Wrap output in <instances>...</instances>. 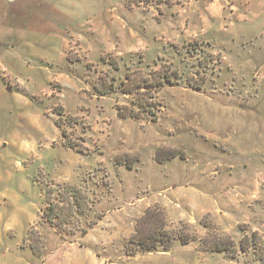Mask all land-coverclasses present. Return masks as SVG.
<instances>
[{"label":"rangeland","instance_id":"obj_1","mask_svg":"<svg viewBox=\"0 0 264 264\" xmlns=\"http://www.w3.org/2000/svg\"><path fill=\"white\" fill-rule=\"evenodd\" d=\"M151 206L195 241L136 249ZM0 264H264V0H0Z\"/></svg>","mask_w":264,"mask_h":264},{"label":"trees","instance_id":"obj_2","mask_svg":"<svg viewBox=\"0 0 264 264\" xmlns=\"http://www.w3.org/2000/svg\"><path fill=\"white\" fill-rule=\"evenodd\" d=\"M109 64L110 66H113V69L117 68L116 61H114V63L112 62ZM162 72V75L157 77V79L153 80L154 77L151 78L152 73L151 75L149 74L147 77H144L141 75L142 73L138 70L128 71L125 75L124 80L121 82L122 88L129 86L126 90H124V93L130 95L131 97H133L134 95L144 97L146 94H159V92L164 86H170L171 84L173 85L178 79L176 71L170 70ZM113 89L114 86L112 84H110L109 87L105 89H99L98 86H94V90L99 96H106L110 92H112ZM195 89L198 88L195 87ZM149 99L154 100V97L150 95ZM135 100L136 99H133V102L130 105L131 107L127 109V113H124L123 109L117 108V117L120 119L145 121L147 117H143L139 112H149L151 114L152 122H155L157 119L156 112L160 111V109L156 108V105H153V103H151L152 101H150V103L144 101L143 103H139L141 100L140 99L139 101L137 100L138 103H135ZM148 108L149 110L151 108L153 109L151 111H146V109ZM57 115L61 116V114ZM55 126L60 130V126L58 125V123H55ZM61 134L64 137V133L61 132ZM66 147L72 149L70 146ZM64 190L70 193V206L77 210L78 205L76 204L77 198L75 196L80 195L79 190L74 189V187L72 186H67V188H65ZM57 209L58 207L56 205L48 203L47 207H45V209L43 210L41 220L49 226L55 228L58 235L63 236L62 231H59L58 225L54 222L55 220L59 219L60 216L57 213ZM166 221V214L162 208L158 206L148 207L144 211L143 216L136 221L135 234L130 239V243L134 244V246H136V249L142 250L143 252L152 253L160 249L165 252L169 251L173 245V242L176 239H178V241H180L183 246H186L191 242L195 241V239L188 236L183 237V235H180L178 237H172L171 235H169V233L165 230ZM209 248L210 246L208 247V249ZM33 249L35 251L34 256L39 257L40 254L36 251V248L33 247ZM209 250H212L213 252H225L226 248L221 246H214L212 247V249Z\"/></svg>","mask_w":264,"mask_h":264},{"label":"crops","instance_id":"obj_3","mask_svg":"<svg viewBox=\"0 0 264 264\" xmlns=\"http://www.w3.org/2000/svg\"><path fill=\"white\" fill-rule=\"evenodd\" d=\"M206 5L208 6V10H209V8H211V5H212V4H206ZM213 9H214V8H213ZM208 10H207V11H208ZM211 10H212V9H211ZM208 12H209V11H208ZM200 22L202 23L201 20H200ZM203 25H205V23H204Z\"/></svg>","mask_w":264,"mask_h":264}]
</instances>
